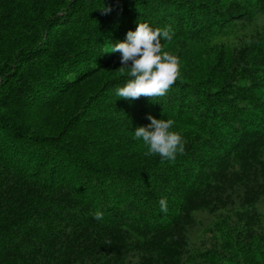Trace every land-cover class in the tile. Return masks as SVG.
Here are the masks:
<instances>
[{"label": "trees", "instance_id": "trees-1", "mask_svg": "<svg viewBox=\"0 0 264 264\" xmlns=\"http://www.w3.org/2000/svg\"><path fill=\"white\" fill-rule=\"evenodd\" d=\"M139 23L174 32L154 102L115 95ZM0 264H264V0H0Z\"/></svg>", "mask_w": 264, "mask_h": 264}, {"label": "clouds", "instance_id": "clouds-1", "mask_svg": "<svg viewBox=\"0 0 264 264\" xmlns=\"http://www.w3.org/2000/svg\"><path fill=\"white\" fill-rule=\"evenodd\" d=\"M112 9L103 7L102 14L110 13ZM174 32L171 26L152 29L147 23H139L135 31L126 33L124 42L110 46L111 53L120 54V73L127 72L128 79L123 87L115 89L119 99L135 100L140 97L159 99L173 85L179 74L178 58L164 52L162 41L170 42ZM150 121L146 126L136 127L133 139L143 141L147 146L146 155L158 154L161 161H175L177 155L185 154V142L180 133L172 132V120L156 119L147 115ZM160 211L167 213L166 198L159 201ZM94 219L102 220L103 212L90 213ZM110 245V241L106 242Z\"/></svg>", "mask_w": 264, "mask_h": 264}, {"label": "rangeland", "instance_id": "rangeland-1", "mask_svg": "<svg viewBox=\"0 0 264 264\" xmlns=\"http://www.w3.org/2000/svg\"><path fill=\"white\" fill-rule=\"evenodd\" d=\"M143 147L148 150L147 146L144 144Z\"/></svg>", "mask_w": 264, "mask_h": 264}]
</instances>
